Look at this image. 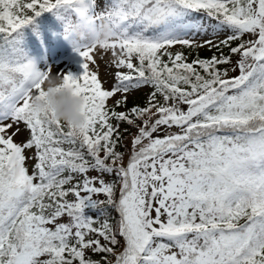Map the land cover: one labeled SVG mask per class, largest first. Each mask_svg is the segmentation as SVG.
Here are the masks:
<instances>
[{
  "label": "snow or ice",
  "instance_id": "6c2138e0",
  "mask_svg": "<svg viewBox=\"0 0 264 264\" xmlns=\"http://www.w3.org/2000/svg\"><path fill=\"white\" fill-rule=\"evenodd\" d=\"M52 9L106 18L115 36L74 46L83 71L63 73L84 99L78 128L29 104L44 71L20 30ZM209 29L228 34L198 43ZM200 47L215 51L183 50ZM98 49L117 69L109 89ZM0 264H264V0H0Z\"/></svg>",
  "mask_w": 264,
  "mask_h": 264
},
{
  "label": "rangeland",
  "instance_id": "374dc122",
  "mask_svg": "<svg viewBox=\"0 0 264 264\" xmlns=\"http://www.w3.org/2000/svg\"><path fill=\"white\" fill-rule=\"evenodd\" d=\"M74 18L75 15H72ZM214 23V21H213ZM227 32H219L217 34H213L211 32V29H209L208 34L203 35H197L195 37L196 41L202 42L203 40H218L221 37L226 36ZM248 37H245L247 39ZM180 46L177 45L173 49H177ZM200 48H207V47H200ZM100 50L98 49L96 52L97 62L94 65H91V68L93 71H96L98 73L99 79L103 82V87L105 89L111 88L112 84L114 83V73L117 71V69L110 64L111 56L110 53L105 55L103 59L100 58ZM31 59L35 62L36 67L40 71H45L48 69L49 66H51V69L53 73L55 72H61L65 73L69 69H72L74 76H79L80 73L83 71L82 68V58L79 56V54L74 51V46L71 43V38L69 36H65V28L63 25H56L55 33L53 35H45L42 34L40 37L39 45L32 51V57ZM233 60L237 59V57L233 56ZM120 71H126V69L121 68ZM236 72H230L229 75H236ZM150 91L149 86L142 87L139 91H130L128 94V97L133 98H145V93ZM122 94L118 93L114 97L110 98L107 103L112 102L116 97L121 96ZM123 107H120L119 110H121ZM4 123H11V121H4ZM19 127L20 131L18 134H16L13 138L14 141L17 143H20L22 141H25L29 137V131L26 130L25 125L21 122L19 124H13L12 128L8 129V133L11 134L15 131V129ZM130 128V127H129ZM177 129L173 128L172 131H176ZM135 128H130L127 132L124 134V144L127 146V148H130V133L135 132ZM160 135H163V132L159 133ZM155 135V134H154ZM124 162H127L128 159V152L126 148H124ZM25 155H31V151L27 150L25 152ZM34 160H29V170ZM89 175H97L95 172H89ZM111 175L104 174V179L106 181L109 180V177ZM103 195L101 194L97 198L101 199ZM88 204L86 203V206L84 208V211H87ZM90 206V205H89ZM94 215V214H92ZM65 219H67L65 217Z\"/></svg>",
  "mask_w": 264,
  "mask_h": 264
},
{
  "label": "clouds",
  "instance_id": "9594fccd",
  "mask_svg": "<svg viewBox=\"0 0 264 264\" xmlns=\"http://www.w3.org/2000/svg\"><path fill=\"white\" fill-rule=\"evenodd\" d=\"M65 25L73 46L99 48L115 39L106 18L93 20L88 14H84L66 19L64 28ZM39 83L45 94L42 97L36 91L30 94L31 109L41 115L50 111L54 119L78 128L84 122L81 111L84 104L83 96L75 94L72 88L64 86L63 73H53L51 66L44 71Z\"/></svg>",
  "mask_w": 264,
  "mask_h": 264
},
{
  "label": "trees",
  "instance_id": "16d2710c",
  "mask_svg": "<svg viewBox=\"0 0 264 264\" xmlns=\"http://www.w3.org/2000/svg\"><path fill=\"white\" fill-rule=\"evenodd\" d=\"M28 14L30 15L31 13L29 12ZM68 16H69V13L67 11L58 10V9H52V10H49V11L41 12L39 15H34L31 23L22 26V28L20 30L22 32L21 46L25 50L26 55L28 57H30L31 51L39 43V39H40L39 35H40L41 31H43V29H46V28H49V27H54L57 23H61L62 21L68 19ZM224 37H221L219 39H223ZM179 48L172 49V50H173V52H175ZM183 50H184L185 54L189 55V59L194 58L197 53L201 57H210L212 55L213 51H215L214 49L213 50H209L208 48H196V49L185 48ZM224 52L227 53L228 49L224 48ZM221 67H224V66H221ZM65 73H72L73 74V71H72V69H69ZM73 75H75V74H73ZM119 98H121V96L116 97L112 102L107 103V104L108 105H112L114 103V101L116 99H119ZM144 100H145V98H141V97H139V98L129 97V98H127V107L130 108L133 105V103H143ZM117 110L118 111H123V110H125V107H123L121 110H119V108H118ZM113 123L115 124L116 121H113ZM119 128H120V132L122 133L123 136H124V134L126 132L125 129H128V130L130 129L129 126L126 123H121L119 125ZM123 143H124V141H123ZM65 147H67V145H65ZM124 148L125 147H119L117 150H119L121 152H124ZM34 162L35 161H33V163ZM30 171H31V167H30ZM113 179H115V176L111 175L109 177L108 181L113 180ZM69 198L71 199V197H69ZM103 198L104 197H102L101 199H103ZM89 205L90 204L87 205L88 206V208H87L88 210L84 211L85 215L94 214L93 216H95L96 212H98L99 210L94 208V207H92V205H90V206ZM112 215H113V217H115L117 214L113 211ZM241 222H243V221H241ZM87 255L90 256L92 259L99 260V259H101V257L104 254L103 253L92 254L91 252H88Z\"/></svg>",
  "mask_w": 264,
  "mask_h": 264
}]
</instances>
